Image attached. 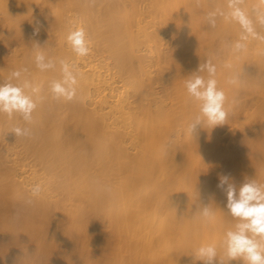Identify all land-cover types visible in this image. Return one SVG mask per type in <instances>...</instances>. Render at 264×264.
I'll return each instance as SVG.
<instances>
[{
    "label": "bare ground",
    "instance_id": "6f19581e",
    "mask_svg": "<svg viewBox=\"0 0 264 264\" xmlns=\"http://www.w3.org/2000/svg\"><path fill=\"white\" fill-rule=\"evenodd\" d=\"M236 3L254 22L264 16V0ZM232 11L230 0H0V84L28 81L38 89H25L36 103L30 122L0 112V264H56L61 255L68 258L62 264H203L202 246L216 248L214 264H244L226 255V234L240 221L217 184L228 174L237 188L246 180L264 186V94L255 92L264 84V57L251 69L227 63L218 70L227 79L247 77L248 115L256 119L249 132L229 128L217 151L206 145L218 146V137L203 139L213 127L205 118L200 134L189 131L201 114L186 88L195 75L208 78L197 73L201 51ZM78 29L87 36L86 56L68 41ZM39 53L55 67L41 71ZM61 62L76 78L72 100L51 92L63 79ZM20 69H27L21 79L11 78ZM153 71L162 93L152 86ZM17 127L29 135H16ZM85 248L93 252L88 259Z\"/></svg>",
    "mask_w": 264,
    "mask_h": 264
},
{
    "label": "clouds",
    "instance_id": "9594fccd",
    "mask_svg": "<svg viewBox=\"0 0 264 264\" xmlns=\"http://www.w3.org/2000/svg\"><path fill=\"white\" fill-rule=\"evenodd\" d=\"M230 7L233 8L232 16L235 18L248 34H254L252 22L245 13L237 6L236 0H230ZM213 14H209L208 22L211 26L215 25ZM264 23V16L260 18ZM247 36H242L241 40H246ZM68 41L73 51L78 56H86L89 53L86 33L83 29H78L68 35ZM243 43L237 42L235 48L242 50ZM63 65V79L53 81L51 92L54 97L72 100L76 94V78L69 71V65L61 62ZM36 65L41 70H48L55 67L52 60L47 59L39 53L36 56ZM27 69L15 70L11 73V78L20 80L22 73ZM207 71L208 78L195 75L186 81V88L190 96L200 102V116H198L190 125L191 135L196 131L197 126H202L203 120L213 125H222L227 118L225 109L226 96L223 90L217 87L216 66L211 61H206L200 65L198 72ZM235 83V81H230ZM31 88L33 92L38 91L32 87L28 81L23 84L4 83L0 84V112L12 116L18 113L25 121L30 122L32 112L36 108V103L32 97L25 93V89ZM16 135H29L28 129L17 127L14 129ZM217 187L225 193L226 203L224 207L231 216L238 218L240 223L236 225L234 231H228L226 234V255L231 260L241 259L244 264H264V186L257 184L254 180H246L237 188L228 174H222L219 178ZM38 192L39 189H35ZM209 208L203 206L202 215L209 216ZM197 257L203 264H214L217 251L213 246H202L197 250Z\"/></svg>",
    "mask_w": 264,
    "mask_h": 264
},
{
    "label": "rangeland",
    "instance_id": "374dc122",
    "mask_svg": "<svg viewBox=\"0 0 264 264\" xmlns=\"http://www.w3.org/2000/svg\"><path fill=\"white\" fill-rule=\"evenodd\" d=\"M134 11H135V8L133 9ZM136 12V11H135ZM251 15V14H250ZM247 16L248 17V19L252 22V28H253V33L254 34H248V33H246L245 32V30L242 28V26H241V24L235 19V18H233V16L231 17V18H227L226 19V21H224V22H222L221 23V25H219L218 26V28H217V30H216V35H213L212 33L213 32H211V37L213 38H215L214 39V41L213 42H211L210 43V48H208V47H206V48H203L204 50L203 51H201V57H202V60L204 61H202L201 59L199 60V61H202L203 63H205L206 61H210L211 59H213V60H215V62H216V64H220L219 65V67L217 68L216 67V74H215V79L217 80V84H221V79H222V77L225 75V73H224V71H223V73H222V75H221V73L220 72H222V71H219V73H217L218 72V70H225L221 65L223 64V65H225V67H226V65H227V63H228V65L229 66H240V71H242V70H244V68L242 67V66H247L249 69H251L253 66H254V64H255V61L260 57V56H262V57H264V25H262V23L261 22H254L253 21V19H254V16H255V14H253L252 13V15L251 16ZM158 20V19H157ZM237 24L236 25V28H233V26H234V24ZM80 28H82V27H80ZM221 29H225V32L224 33H222V34H219L218 32H220V30ZM230 33V34H229ZM226 34H229L230 36L231 35H233V34H236V35H239V36H247V39L246 40H244V41H240L239 39H236V40H234V41H232L229 37H227V36H225ZM218 37H221V42H218L219 40H217L216 38H218ZM217 41V42H216ZM237 42H240V43H243L244 44V47H243V49L242 50H239V51H237L236 50V48H235V45H236V43ZM17 43V42H16ZM14 45V43H11L10 44V46H8V48H12V46ZM221 46V47H220ZM5 48H7V45H6V47ZM7 48V49H8ZM221 49H222V51H221ZM202 50V49H201ZM200 53V52H199ZM199 56V54H198V57H200ZM138 60H140V61H138V62H141V59L139 58ZM213 60H211L212 62H214ZM3 62V61H2ZM18 62H20V60H18ZM187 62H189V60L188 61H186V63ZM191 62V61H190ZM189 62V63H190ZM211 62V63H212ZM217 62H219V63H217ZM221 62V63H220ZM201 63V62H200ZM239 63H240V65H239ZM151 64H152V67H151V70H156V64H155V62L152 60L151 61ZM20 65L21 66H23L24 68H26L27 67V65H24V63L22 64V63H20ZM3 67V66H2ZM1 67V68H2ZM232 73H234V72H232ZM232 73H230L231 75H232ZM208 74V73H207ZM235 74V73H234ZM232 75V77L233 76H235V75ZM154 75V80L156 81V83H155V81L153 80V81H151V83H152V86L155 88V90L157 91V92H160V93H162L161 92V89H162V87H160L161 86V84L160 83H158L157 84V82H159V80H158V77H157V73L155 72V71H153L152 73H151V77ZM229 75V74H228ZM156 76V77H155ZM242 76L243 75H241L240 76V79L242 78ZM227 77V76H226ZM226 77H223V78H226ZM231 76L229 75V78H230ZM230 78L231 79V81H235V83H232V82H229V78L227 79V81H226V84L227 85H222L223 86V88L222 87H220L219 85H217V87L219 88V89H221V90H223L224 91V93H225V96H226V101H225V109H226V111H227V113H228V115H227V118H226V120L223 122V124L222 125H217V126H213L212 128H211V131L209 132V131H207L206 129H204V134H205V138H203V139H207V138H209V137H213L214 139H216L217 137L219 138L218 140L221 142V144H219L218 146H215L214 148L213 147H210V146H207L206 145V147H208L209 149H210V151L209 152H214V151H217L216 149H218V148H220V147H222V146H225V144L226 143H224V144H222L223 142H222V139H224L225 138V134H226V131L229 129V128H231L232 126L234 127V126H236L237 127V132H235L234 133V135H239V134H242V133H246L247 131L249 132L251 129H252V127L254 126V122H255V119H256V116L255 115H248V113H250V112H252V110H254V106L253 107H251V104H252V102H254V100H252L251 99V96L252 95H250V88H248V87H246L247 85H246V83H247V80H246V82L244 81L245 79H247V77L246 76H243V80L242 81H244V82H242L241 80L239 81V78H237V79H235V77H233V78ZM236 77H237V75H236ZM246 77V78H245ZM156 78V79H155ZM242 85H241V84ZM245 83V84H244ZM184 84V83H183ZM244 84V85H243ZM250 86H253L252 84L250 85ZM261 87V88H260ZM260 87H258V89H257V91H255L256 92V95H258V96H261L262 94H264V93H262L261 92V90H264V84H261V86ZM160 93H159V95H160ZM247 93V94H246ZM160 119H161V121L163 122L164 121V119H165V114L164 113H162L161 115H160ZM172 125H176V128H178L179 126L177 125V123L175 122V123H173ZM203 127V126H202ZM208 127L210 128V126L208 125ZM199 129H200V127L198 126L197 127V129H196V131L194 132L195 133V135L197 136L198 134H200V132H199ZM210 133H213V134H210ZM210 139V138H209ZM219 142V143H220ZM256 143V142H255ZM257 144V143H256ZM206 150V149H205ZM207 151V150H206ZM207 163H209V162H207ZM112 217H114L115 218V216H112ZM117 217V216H116ZM113 218V219H114ZM129 218V217H128ZM130 218H131V216H130ZM99 220V219H98ZM101 220V219H100ZM102 221H103V219H102ZM98 224H101V226L104 224H102V223H98ZM104 226V225H103ZM105 228L108 230V231H110V227L108 226V225H106L105 224ZM88 229H90V228H88ZM102 229H104V227H102L101 228V232H102ZM106 229H104V231H106ZM91 230V229H90ZM93 230V229H92ZM95 230V229H94ZM94 230L93 231H91V232H89V230H87V232L86 233H94ZM85 231H86V229H85ZM85 231H83L84 233L82 234V231H81V233L80 234H82V238L83 239H86L85 238ZM72 232V231H71ZM101 232H100V234H101ZM107 232V231H106ZM111 232V231H110ZM77 233V232H76ZM75 232H74V235L76 234ZM104 233L105 232H103V235H104ZM108 234H109V232H107ZM107 233L105 234V237L107 236H109V235H111L112 234V232H111V234H109V235H107ZM70 234H73V232L72 233H70ZM80 235H79V233H78V237H79ZM87 236V240H85V241H89L90 239H91V241H92V239H94V238H92L91 236H90V234H87L86 235ZM94 236H96V235H94ZM102 236V235H101ZM131 236V235H130ZM97 237V236H96ZM117 237V236H116ZM73 239H74V236L72 237ZM80 238V237H79ZM78 238V239H79ZM81 238V239H82ZM127 236H126V240H124L125 238H124V236H123V238L120 236V241H121V239H122V241L124 240L125 242H127L126 244H128L129 243V241L127 240ZM72 239V240H73ZM111 239V241H113L114 240V237L113 238H110ZM119 239V238H118ZM129 239V238H128ZM131 239H132V237H131ZM96 238H95V240L93 241V242H96ZM116 240V239H115ZM91 241H89L88 243H92ZM98 241V240H97ZM133 241V240H132ZM124 242V243H125ZM131 242V241H130ZM87 242H85V244L87 245V246H89V247H91L92 245H90V244H88ZM130 244V243H129ZM122 245V247H123V243L121 244ZM94 246V245H93ZM86 247V246H85ZM109 247V246H108ZM125 247V246H124ZM123 247V248H124ZM128 247H130V245L128 246ZM131 247H132V244H131ZM131 247H130V249H131ZM127 247H125V251H123V252H126V249ZM129 249V248H128ZM68 250V253L70 254V249L68 248L67 249ZM88 250V248H85V251H84V253H85V255H84V253H83V255L84 256H86V254H88V257L87 258H84V256H83V259H88L89 258V255L91 256L92 254H91V250H90V248H89V252L87 253L86 251ZM60 251V250H59ZM58 251V254L59 255H61V253ZM51 252H53V251H51ZM72 252V251H71ZM105 253H106V251H104ZM104 252H102V254L104 255ZM54 253V252H53ZM53 253H50L51 254V259L53 260V257H52V254ZM57 252L55 251V254H56ZM90 253V254H89ZM93 253V252H92ZM128 253H131L130 252V250L128 251L127 250V254ZM58 254H56V256L58 257ZM69 254L67 255L68 257H70L69 256ZM108 254V253H107ZM106 254V255H107ZM54 255V254H53ZM125 255V254H124ZM62 257H60V258H62V259H60V260H62V262H64V263H66V259H68L66 256H65V258H64V256L63 255H61ZM102 256V255H101ZM101 256H99V257H101ZM33 257V256H32ZM31 257V258H32ZM59 257H58V259H59ZM126 257H127V255H126ZM125 256H124V258H126ZM131 257V256H130ZM129 257V258H130ZM82 258V257H81ZM93 258V257H92ZM92 258H90V259H92ZM96 258L98 259V256H96ZM33 259H34V257H33ZM50 259V260H51ZM55 259V258H54ZM89 259V260H90ZM49 260V261H50ZM57 262L59 261L60 262V264H62V262L60 261V260H57V258L55 259ZM81 261H84V260H81ZM51 262V261H50ZM57 262H55L56 264H57ZM58 262V263H59ZM63 263V264H64Z\"/></svg>",
    "mask_w": 264,
    "mask_h": 264
}]
</instances>
